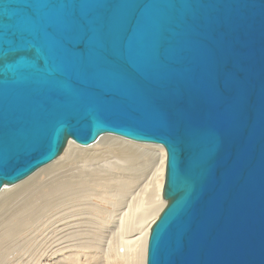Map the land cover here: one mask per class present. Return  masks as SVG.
Here are the masks:
<instances>
[{"label":"water","instance_id":"95a60500","mask_svg":"<svg viewBox=\"0 0 264 264\" xmlns=\"http://www.w3.org/2000/svg\"><path fill=\"white\" fill-rule=\"evenodd\" d=\"M103 133L166 151L146 264H264V0H0V187Z\"/></svg>","mask_w":264,"mask_h":264},{"label":"bare ground","instance_id":"6f19581e","mask_svg":"<svg viewBox=\"0 0 264 264\" xmlns=\"http://www.w3.org/2000/svg\"><path fill=\"white\" fill-rule=\"evenodd\" d=\"M157 160L142 195L123 205ZM165 165L162 145L111 133L85 145L67 139L52 161L0 187V264H146L151 226L168 203ZM99 202L119 210L109 238L114 210Z\"/></svg>","mask_w":264,"mask_h":264},{"label":"rangeland","instance_id":"374dc122","mask_svg":"<svg viewBox=\"0 0 264 264\" xmlns=\"http://www.w3.org/2000/svg\"><path fill=\"white\" fill-rule=\"evenodd\" d=\"M117 153H119V151H116ZM158 165V160L156 161V163L153 165V167L147 172V173H145V174H143L142 175V178H141V180L137 183V186H136V190H135V188H134V190H132V191H129V194H128V196H127V198L125 199V202H124V204L123 205H125L126 204V201H128L129 199H132V198H134L136 195H137V193L138 192H140V194H141V190H142V187H143V185H144V183L145 182H148L149 181V179H150V176H151V174L155 171V168H156V166ZM141 183L143 184V185H141ZM150 186V185H149ZM133 193V194H132ZM130 194H132V195H130ZM142 195V194H141ZM101 205H103L104 206V204H105V208H107V209H111V211L112 210H114L115 208L114 207H116V206H112L111 204H108V203H104V202H99ZM109 205V206H108ZM114 208V209H113ZM127 208L125 207V206H122V212H124L125 210H126ZM118 213H119V210L118 211H115L114 210V212H113V214H112V218L109 216V219L110 220H112L111 222H110V220H109V222H108V224H107V227H106V224H105V217H108V214H107V212H105L104 214H107L106 216L103 214V216H104V222H103V219H101V220H99L98 222H99V224L101 225L100 227H106L105 229H108L109 230V232L107 231V230H105L104 232V234H105V236L107 237L108 236V238L109 237H111V236H114L115 234H113V230H114V228H115V230H117V228H116V223L114 222L115 220H116V218H118L120 215H118ZM105 224V225H102L103 223ZM111 224V225H110ZM112 230V231H111ZM114 230V231H115ZM101 257V256H100ZM100 259V258H99Z\"/></svg>","mask_w":264,"mask_h":264}]
</instances>
